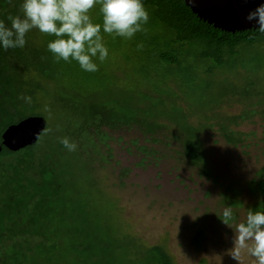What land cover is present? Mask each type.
<instances>
[{"label":"rangeland","instance_id":"rangeland-1","mask_svg":"<svg viewBox=\"0 0 264 264\" xmlns=\"http://www.w3.org/2000/svg\"><path fill=\"white\" fill-rule=\"evenodd\" d=\"M145 8L146 31L132 40L101 33L109 58L94 73L57 63L47 51L54 36L28 33L46 56L26 73L25 116L47 123L36 155L53 175L45 189L35 158L19 204L12 184L8 197L0 189V264H161L157 249L170 264H253L232 249L236 223L264 211V40L210 52ZM91 15L102 22L98 7ZM189 139L202 161L186 155Z\"/></svg>","mask_w":264,"mask_h":264},{"label":"clouds","instance_id":"clouds-1","mask_svg":"<svg viewBox=\"0 0 264 264\" xmlns=\"http://www.w3.org/2000/svg\"><path fill=\"white\" fill-rule=\"evenodd\" d=\"M99 9L101 23H94L91 12ZM22 15L9 16L11 26L0 20V49H23L26 36L33 29L54 36L47 43V51L59 63L75 61L80 69L94 73L100 63L109 58V49L104 34L132 40L137 33L146 31L149 13L144 0H23ZM248 21H255L264 33V4L251 11ZM138 49L143 44L137 45ZM26 104L32 103L30 96H21ZM59 143L68 152H75L78 145L68 137L59 138ZM222 223L228 227L236 217L231 206L224 208ZM233 259L239 261L241 253L253 258V264H264V211L249 209L246 220L236 223L234 232Z\"/></svg>","mask_w":264,"mask_h":264},{"label":"trees","instance_id":"trees-1","mask_svg":"<svg viewBox=\"0 0 264 264\" xmlns=\"http://www.w3.org/2000/svg\"><path fill=\"white\" fill-rule=\"evenodd\" d=\"M23 0H0V20L10 27L9 16L22 15L21 4ZM144 6L153 10L155 17L177 34L179 41L204 42L211 51L224 52L226 49L233 50L242 43H254L264 40V33L259 28L241 32L228 33L214 28L207 22H203L192 13L183 0H144ZM29 34L26 36L27 44L23 49H0V145L1 135L5 129L24 119L27 105L20 99L21 96H31L33 89L27 90L26 73L36 65V59L40 60L46 55L40 50L30 46ZM38 68V66H37ZM39 69V68H38ZM41 69V67H40ZM46 71V69H43ZM35 89L39 85L31 84ZM34 105L30 106L33 109ZM28 117V116H27ZM37 143L26 147L18 152H12L2 148L0 151V189L3 192L9 189L11 184L16 190L14 202L19 204L17 194L22 188V182L31 183L28 173L33 168V161L37 158ZM198 141L189 139L185 144V153L192 162L202 161V154L197 149ZM38 159V158H37ZM41 163L40 173L46 177L45 189L48 188V179L53 175V169L47 166V158H39ZM257 189L262 197L264 205V178L256 182ZM51 192L45 190V196L50 198ZM5 197L0 198V214L4 215ZM4 218L0 216V233L6 232ZM3 231V232H2ZM162 262L170 264L169 257L160 249H157Z\"/></svg>","mask_w":264,"mask_h":264},{"label":"water","instance_id":"water-1","mask_svg":"<svg viewBox=\"0 0 264 264\" xmlns=\"http://www.w3.org/2000/svg\"><path fill=\"white\" fill-rule=\"evenodd\" d=\"M183 1L198 19L228 33L259 28L255 21H248L247 16L264 4V0ZM46 126L47 123L41 116H28L8 126L1 135L0 151L5 147L9 151L18 152L36 144Z\"/></svg>","mask_w":264,"mask_h":264}]
</instances>
